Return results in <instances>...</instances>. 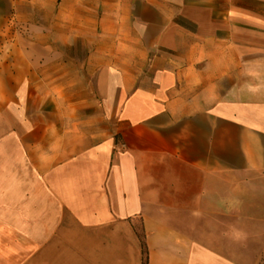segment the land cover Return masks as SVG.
I'll list each match as a JSON object with an SVG mask.
<instances>
[{"label":"crops","instance_id":"0c3cea01","mask_svg":"<svg viewBox=\"0 0 264 264\" xmlns=\"http://www.w3.org/2000/svg\"><path fill=\"white\" fill-rule=\"evenodd\" d=\"M47 3L0 0V264H143L138 229L148 264H251L264 0Z\"/></svg>","mask_w":264,"mask_h":264},{"label":"rangeland","instance_id":"374dc122","mask_svg":"<svg viewBox=\"0 0 264 264\" xmlns=\"http://www.w3.org/2000/svg\"><path fill=\"white\" fill-rule=\"evenodd\" d=\"M29 1L35 5L34 7H45L48 2V0ZM53 4L55 5V0H53ZM24 175L25 174H23V176ZM13 179V172L9 171L2 173L1 180H3V182H1L4 187H0V217H3L1 214H5L4 219L0 218V223H12V213L18 211L20 191H25L27 193V188H14L12 186ZM245 219L255 224L258 228L256 232H259L249 233L246 237L252 256L251 264H264V217L258 219H249V217H245Z\"/></svg>","mask_w":264,"mask_h":264},{"label":"trees","instance_id":"16d2710c","mask_svg":"<svg viewBox=\"0 0 264 264\" xmlns=\"http://www.w3.org/2000/svg\"><path fill=\"white\" fill-rule=\"evenodd\" d=\"M137 233L142 246V262L143 264H148V247L145 240V234L140 229L137 230Z\"/></svg>","mask_w":264,"mask_h":264}]
</instances>
